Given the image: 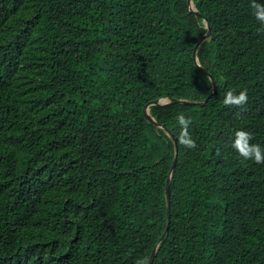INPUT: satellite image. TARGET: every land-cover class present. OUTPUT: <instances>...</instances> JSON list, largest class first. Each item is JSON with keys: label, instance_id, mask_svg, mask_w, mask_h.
<instances>
[{"label": "trees", "instance_id": "16d2710c", "mask_svg": "<svg viewBox=\"0 0 264 264\" xmlns=\"http://www.w3.org/2000/svg\"><path fill=\"white\" fill-rule=\"evenodd\" d=\"M186 1L0 0V264H264V24Z\"/></svg>", "mask_w": 264, "mask_h": 264}, {"label": "clouds", "instance_id": "9594fccd", "mask_svg": "<svg viewBox=\"0 0 264 264\" xmlns=\"http://www.w3.org/2000/svg\"><path fill=\"white\" fill-rule=\"evenodd\" d=\"M250 7L253 10V15L255 16L256 20L261 24H264V4L257 3V0H251ZM248 99L249 97L247 89H242L238 93L235 89H229L224 95L223 104L226 107L245 109ZM239 115L240 113L238 112L237 116ZM176 119L181 126V131L179 133V144L188 149L196 148L197 142L192 138L189 132V125L192 122L191 117H185L183 113H180L177 115ZM252 139L253 135L251 132L237 130L235 131L231 148L234 149L244 160H253L257 164H264V148H261L259 144L251 143ZM217 154L219 155V150ZM136 264H147V260H137Z\"/></svg>", "mask_w": 264, "mask_h": 264}, {"label": "water", "instance_id": "95a60500", "mask_svg": "<svg viewBox=\"0 0 264 264\" xmlns=\"http://www.w3.org/2000/svg\"><path fill=\"white\" fill-rule=\"evenodd\" d=\"M187 3V8L190 12H193V13H196V14H199L198 11L195 9L193 3H192V0H187L186 1ZM204 22L206 24V27H207V30L205 33H203L201 35V37L198 38V40L196 41L194 47H193V51H192V58L195 62V64H197L199 66V63H198V60H197V56H196V51L199 47V45L201 44V42L206 39L209 35H210V28H209V24L207 22L206 19H204ZM202 70L204 72H206L209 76H210V79H211V82H212V86H211V90L209 91V93L207 94V96L203 99V100H199V101H187V100H184V99H177V98H174L173 99V102H181V103H190V104H203L213 93V91L215 90V82H214V79L213 77L211 76L210 73H208V71L204 68H202ZM167 102V99L165 97H159V98H156L152 101H150L149 103H146V105L144 106V113H145V116L151 120L152 122L154 123H157L152 117L151 115H149L148 113V105L149 104H165ZM170 134V132H169ZM172 136V134H170ZM175 144V151H174V156H173V160H172V163L170 165V169H169V172H168V175H167V178H166V182H165V196H166V205H167V220H166V227L164 229V232L167 231V228H168V225H169V215H170V200H169V197H170V194H169V185H170V178H171V174H172V170H173V167L175 165V162H176V156H177V145L176 143ZM156 248V247H155ZM155 248L153 249V251L151 252L150 256H149V259L147 261V264H151L152 260H153V257H154V254H155Z\"/></svg>", "mask_w": 264, "mask_h": 264}]
</instances>
